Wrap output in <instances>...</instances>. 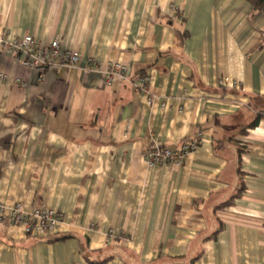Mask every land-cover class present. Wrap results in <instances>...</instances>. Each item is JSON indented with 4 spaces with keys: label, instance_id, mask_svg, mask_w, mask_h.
Wrapping results in <instances>:
<instances>
[{
    "label": "crops",
    "instance_id": "crops-1",
    "mask_svg": "<svg viewBox=\"0 0 264 264\" xmlns=\"http://www.w3.org/2000/svg\"><path fill=\"white\" fill-rule=\"evenodd\" d=\"M26 33L81 59L40 77L0 44V205L63 223L39 237L0 225V264H264V11L0 0V37ZM109 62L128 70L108 85ZM198 135L178 166L146 165L153 142Z\"/></svg>",
    "mask_w": 264,
    "mask_h": 264
},
{
    "label": "built area",
    "instance_id": "built-area-1",
    "mask_svg": "<svg viewBox=\"0 0 264 264\" xmlns=\"http://www.w3.org/2000/svg\"><path fill=\"white\" fill-rule=\"evenodd\" d=\"M0 44L6 45L7 53H17L23 56L21 65L25 68H36L40 77L50 66L64 65L74 67L80 62V54L71 49H63L59 39L53 38L46 44H40L30 34H23L12 40L0 37ZM128 67L119 62H109L104 71V81L111 84L116 79H124ZM0 77L4 75L0 73ZM146 77H138L134 84L139 89H146ZM227 82V78L224 79ZM223 82V83H224ZM199 135L196 139L182 143L178 149H170L153 142L152 146L144 153L146 165L153 167L167 161L178 166L181 158L198 149ZM63 223L62 215L49 207L28 208L22 203L13 206L0 205V225L19 226L24 233L32 237L47 236L55 232Z\"/></svg>",
    "mask_w": 264,
    "mask_h": 264
},
{
    "label": "trees",
    "instance_id": "trees-1",
    "mask_svg": "<svg viewBox=\"0 0 264 264\" xmlns=\"http://www.w3.org/2000/svg\"><path fill=\"white\" fill-rule=\"evenodd\" d=\"M254 11L263 12L264 11V0H247ZM259 119V116H257L256 120L252 122V125L256 124Z\"/></svg>",
    "mask_w": 264,
    "mask_h": 264
}]
</instances>
